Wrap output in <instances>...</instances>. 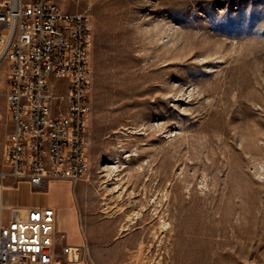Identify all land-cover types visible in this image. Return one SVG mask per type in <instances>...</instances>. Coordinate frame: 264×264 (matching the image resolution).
Instances as JSON below:
<instances>
[{"label": "rangeland", "instance_id": "rangeland-1", "mask_svg": "<svg viewBox=\"0 0 264 264\" xmlns=\"http://www.w3.org/2000/svg\"><path fill=\"white\" fill-rule=\"evenodd\" d=\"M54 1L92 24L87 167L49 186L57 232L72 200L84 260L264 264V0Z\"/></svg>", "mask_w": 264, "mask_h": 264}, {"label": "built area", "instance_id": "built-area-1", "mask_svg": "<svg viewBox=\"0 0 264 264\" xmlns=\"http://www.w3.org/2000/svg\"><path fill=\"white\" fill-rule=\"evenodd\" d=\"M92 24L54 0H0V62H6L5 106L13 128L0 160L7 177L41 189L73 184L87 167ZM66 87L57 89V83ZM56 213L50 206L13 212L0 226V264H52ZM63 238V234L59 235ZM84 245L64 244L68 263L84 261Z\"/></svg>", "mask_w": 264, "mask_h": 264}, {"label": "crops", "instance_id": "crops-1", "mask_svg": "<svg viewBox=\"0 0 264 264\" xmlns=\"http://www.w3.org/2000/svg\"><path fill=\"white\" fill-rule=\"evenodd\" d=\"M66 85V81H63ZM0 120H5V129L0 130V160L2 159V153L4 149L5 140L7 134L12 130L13 125L8 116V111L4 105H2L0 99ZM1 127V124H0ZM48 183L43 189H34L26 182L15 183L12 178L7 177L3 184H0V226L7 224L8 220L12 217L13 212H24L27 208L32 206H50L55 210L56 213V228H57V217L58 209L51 204L49 199V186L52 184ZM8 191L9 195L4 197V192ZM72 196V192H71ZM72 200L68 207L70 213L68 214L67 223L68 231H60L55 235V243L61 242L62 244L80 246L84 243L83 235L80 233V229L77 225L76 219L71 214ZM60 234H63V238H60ZM55 246V245H54ZM90 252L95 250L90 249ZM101 259L92 260L86 259L77 264H108L109 260L101 254ZM52 264H70L64 254L60 253L59 257L55 256Z\"/></svg>", "mask_w": 264, "mask_h": 264}]
</instances>
